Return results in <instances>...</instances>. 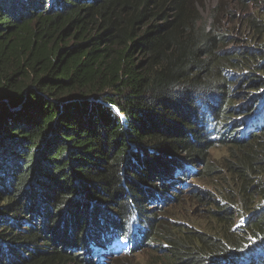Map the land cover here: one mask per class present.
<instances>
[{
    "label": "trees",
    "instance_id": "1",
    "mask_svg": "<svg viewBox=\"0 0 264 264\" xmlns=\"http://www.w3.org/2000/svg\"><path fill=\"white\" fill-rule=\"evenodd\" d=\"M247 1L208 22L202 0H0V264L145 247L149 264H264V0ZM170 194L201 222L162 217Z\"/></svg>",
    "mask_w": 264,
    "mask_h": 264
},
{
    "label": "rangeland",
    "instance_id": "2",
    "mask_svg": "<svg viewBox=\"0 0 264 264\" xmlns=\"http://www.w3.org/2000/svg\"><path fill=\"white\" fill-rule=\"evenodd\" d=\"M239 1L240 0H228V1L202 0L203 3H202V5L199 4L198 8L201 11L203 18L206 19L208 22H210V21H212V19L210 18V11L213 7L219 5L220 2H223L221 5V8L224 7L227 2L229 3L230 6H238ZM254 2H256V1L255 0L254 1L253 0L247 1L248 8L244 9L245 14L250 13V12L252 13L254 11L256 12V8H258V3L260 4V6H263V3L256 2V5H255ZM240 12H242V10L238 11V15ZM223 19H225V18H223ZM222 24L225 25V28L231 30L230 35L234 38L236 43L242 42L243 40H245V37H244L245 35L242 33L243 31L241 30V24H242L241 20L228 17L224 20V22ZM240 91H241L240 87L235 89V92L237 94ZM227 145L224 144V145L217 146V147L209 150L208 155H209V158L211 159L212 163L218 165V163L221 162L222 159L231 157L230 151H229V148ZM233 153L238 154V152H236L235 150H233ZM173 187H175V186H173ZM190 187L191 188L189 190L196 189V188L202 189V190L206 189V188H204L206 186L203 185V183H201L195 177L192 179ZM170 196H171V198L175 197V196H173V194H170ZM199 207L200 206L194 205V203H192V202H189V201L186 202V199H184V197L181 198L180 196H176L171 207L169 208V206H167V208L170 212H166L167 208H165V210H161L160 212L161 213L166 212V213L161 215L162 217H170L172 220L179 218L181 220H185V221L189 222L190 225L195 226L197 221L201 222L199 219H197L200 215H202L201 211L199 210ZM242 222H243V220H241V219L237 220V222L235 224L236 227H239ZM149 247L152 248L153 245H151ZM150 251L151 250H149V248L145 247L143 251L138 252V253H136V255H134L130 264H149L150 262H155L156 260H158V256L150 254ZM109 264H114V262L113 263L110 262Z\"/></svg>",
    "mask_w": 264,
    "mask_h": 264
},
{
    "label": "clouds",
    "instance_id": "3",
    "mask_svg": "<svg viewBox=\"0 0 264 264\" xmlns=\"http://www.w3.org/2000/svg\"><path fill=\"white\" fill-rule=\"evenodd\" d=\"M192 179H193V178H190L189 180L186 181V183H185V188H186V190H187V189L189 190V189L191 188V187H190V184H191ZM179 184H180V183H178V185H179ZM242 220H243V222H244L245 217H242ZM243 222H242L240 225H242Z\"/></svg>",
    "mask_w": 264,
    "mask_h": 264
}]
</instances>
